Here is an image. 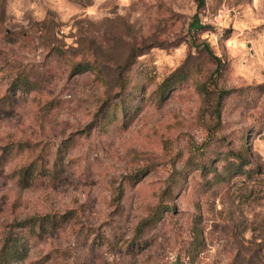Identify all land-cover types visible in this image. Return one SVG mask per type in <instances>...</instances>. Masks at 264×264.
Listing matches in <instances>:
<instances>
[{
	"label": "rangeland",
	"instance_id": "rangeland-1",
	"mask_svg": "<svg viewBox=\"0 0 264 264\" xmlns=\"http://www.w3.org/2000/svg\"><path fill=\"white\" fill-rule=\"evenodd\" d=\"M10 231L11 264H264V0H0Z\"/></svg>",
	"mask_w": 264,
	"mask_h": 264
},
{
	"label": "trees",
	"instance_id": "trees-1",
	"mask_svg": "<svg viewBox=\"0 0 264 264\" xmlns=\"http://www.w3.org/2000/svg\"><path fill=\"white\" fill-rule=\"evenodd\" d=\"M205 48L207 52L209 53V55L214 56L218 60V67L216 70V73H218L220 71L221 60L213 54L209 44H206ZM85 69L86 68L83 67L82 64H78L75 67V71L84 72ZM11 88L13 91L16 89L18 90L23 89L26 91H30L32 88V85L29 82V80H27L26 78L23 80L18 79L12 83ZM230 93H231V90H225V89L218 90V94L216 96V105H215V112H216V117H217L216 123L218 124L221 122L220 120H221V111H222L223 104L225 102V99L229 96ZM215 127L216 125L211 126L209 128V140L207 141V143H202L198 146L195 144L192 145L193 147L192 151L197 156H201L203 152L206 150L208 143H210L213 139H215L216 137ZM168 207H169L168 205L166 206L159 205L146 219H144L143 221L139 223V225L137 226V233L142 234L143 230H145L147 226L156 224L161 219L160 215L163 212L169 210ZM48 217H49L48 215L31 217L30 219H27V220H21L19 222H15L14 226L28 228L30 232L35 233V231L37 230V227H39L38 222L39 221L45 222V220L48 219ZM194 242L198 243L199 245H201L202 243L201 236H200V233H198V231L195 233ZM22 248H24V244L21 238L18 235H15L12 231H10L7 234L4 240V243L0 249V264H11L14 261L22 259L25 256V253L21 252Z\"/></svg>",
	"mask_w": 264,
	"mask_h": 264
},
{
	"label": "water",
	"instance_id": "water-1",
	"mask_svg": "<svg viewBox=\"0 0 264 264\" xmlns=\"http://www.w3.org/2000/svg\"><path fill=\"white\" fill-rule=\"evenodd\" d=\"M180 259H181V256H180V255H178V257H177V260H176L175 264H181V261H180Z\"/></svg>",
	"mask_w": 264,
	"mask_h": 264
}]
</instances>
